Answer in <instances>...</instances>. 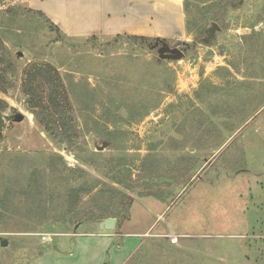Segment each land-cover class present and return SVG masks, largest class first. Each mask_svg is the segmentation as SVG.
I'll use <instances>...</instances> for the list:
<instances>
[{
  "label": "rangeland",
  "instance_id": "rangeland-1",
  "mask_svg": "<svg viewBox=\"0 0 264 264\" xmlns=\"http://www.w3.org/2000/svg\"><path fill=\"white\" fill-rule=\"evenodd\" d=\"M178 1L0 0V264L108 217L116 264H264V0Z\"/></svg>",
  "mask_w": 264,
  "mask_h": 264
},
{
  "label": "crops",
  "instance_id": "crops-1",
  "mask_svg": "<svg viewBox=\"0 0 264 264\" xmlns=\"http://www.w3.org/2000/svg\"><path fill=\"white\" fill-rule=\"evenodd\" d=\"M65 4L61 3V0H26L27 4L36 10L42 11L46 14L52 21L56 22L60 25L61 29L65 31L68 35L71 36H79L74 34L71 30H68L64 26V20L59 18L60 7L67 6V0H64ZM171 5L174 6L175 11L180 13L185 21L184 10L182 6L179 5L178 0H169ZM64 11V10H63ZM133 17L134 19L131 22H126L122 27L113 29L111 23L108 21H104L105 23H101L100 21L95 19V29L90 28V33L88 36H110L114 34L128 33L133 35H141L151 29L149 26V16L150 15H140ZM185 28L182 29L181 32L176 30L175 35L172 33H168L166 35L160 34V32H156L153 37H161L167 39H174L179 34L184 32ZM116 221V225H117ZM99 230H90L89 232H82L77 234V238L75 241H68L66 244L68 249H64L62 251L50 252L42 258H40L35 264H116L121 261L122 257L127 253L124 248L126 247H118L115 248L116 239L113 237L111 233H105L100 227ZM66 247V248H67Z\"/></svg>",
  "mask_w": 264,
  "mask_h": 264
},
{
  "label": "water",
  "instance_id": "water-1",
  "mask_svg": "<svg viewBox=\"0 0 264 264\" xmlns=\"http://www.w3.org/2000/svg\"><path fill=\"white\" fill-rule=\"evenodd\" d=\"M214 27H217V24L214 23ZM214 28L211 29V32H213ZM182 52L179 51V50H175V54L173 55H167L168 57H171V58H181L182 57ZM18 121H22V116L18 117L17 119ZM99 227L100 229L102 230H114L116 228V219L113 218V217H108L106 219H104L103 221L100 222L99 224ZM8 244V241L7 240H3L2 241V245H7Z\"/></svg>",
  "mask_w": 264,
  "mask_h": 264
},
{
  "label": "trees",
  "instance_id": "trees-1",
  "mask_svg": "<svg viewBox=\"0 0 264 264\" xmlns=\"http://www.w3.org/2000/svg\"><path fill=\"white\" fill-rule=\"evenodd\" d=\"M133 38L143 40V41H147L149 39L146 36H138V35H133Z\"/></svg>",
  "mask_w": 264,
  "mask_h": 264
}]
</instances>
